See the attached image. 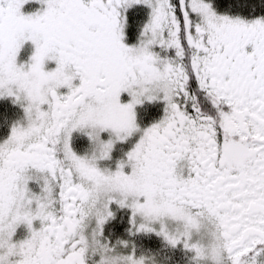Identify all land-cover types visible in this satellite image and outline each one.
Returning a JSON list of instances; mask_svg holds the SVG:
<instances>
[{
  "label": "snow or ice",
  "instance_id": "obj_1",
  "mask_svg": "<svg viewBox=\"0 0 264 264\" xmlns=\"http://www.w3.org/2000/svg\"><path fill=\"white\" fill-rule=\"evenodd\" d=\"M0 264H264V0H0Z\"/></svg>",
  "mask_w": 264,
  "mask_h": 264
}]
</instances>
